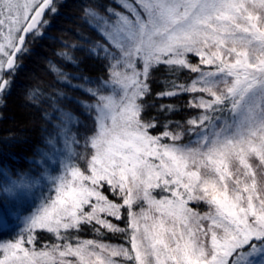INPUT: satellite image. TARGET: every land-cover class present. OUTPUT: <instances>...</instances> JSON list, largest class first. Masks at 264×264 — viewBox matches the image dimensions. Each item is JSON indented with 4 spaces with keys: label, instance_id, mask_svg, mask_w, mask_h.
Segmentation results:
<instances>
[{
    "label": "snow or ice",
    "instance_id": "snow-or-ice-1",
    "mask_svg": "<svg viewBox=\"0 0 264 264\" xmlns=\"http://www.w3.org/2000/svg\"><path fill=\"white\" fill-rule=\"evenodd\" d=\"M115 2L124 11L83 8L85 22H94L104 41L90 52L107 62L106 78L85 89L94 102L82 105L95 125L84 138L85 149L93 150L87 171L71 161L59 170L53 192L26 219L28 239L0 243V264H73L63 259L69 256L77 264H121L113 257L128 264H264V0ZM48 8L57 11L53 0H0V94L12 86L2 70L15 72L25 34H40L37 25ZM160 65L177 79L158 97L200 94L188 103L202 110L188 121L197 137L189 145L177 143L183 133L168 123L160 135L151 134L157 122L142 115L152 71ZM183 69L197 74L190 84L178 82ZM159 110L174 109L161 104ZM225 112L231 121L217 123ZM73 119L62 120L59 131L76 143ZM105 188L122 203L110 200ZM156 189L168 195L157 199ZM190 201H204L209 211L195 212ZM138 202L147 208L135 211ZM125 208L128 229L108 219L120 220ZM93 222L128 232L131 247L93 240L43 251L24 246L34 243L33 229L67 241L62 229Z\"/></svg>",
    "mask_w": 264,
    "mask_h": 264
},
{
    "label": "trees",
    "instance_id": "trees-1",
    "mask_svg": "<svg viewBox=\"0 0 264 264\" xmlns=\"http://www.w3.org/2000/svg\"><path fill=\"white\" fill-rule=\"evenodd\" d=\"M53 3L57 11H47L38 27L40 34L31 33L17 56L15 72L9 76V70L4 75V78L11 79L12 86L7 93L0 94V243L16 239L21 230L18 224L35 212L53 192V177L59 175V170L69 161L87 171V160L93 150L90 146L85 149L84 138L92 134L95 125L94 116L82 105L94 102L85 89L98 87L99 82L106 78L107 62L90 52L94 44L104 41L102 35L94 30V22H85L83 8L95 4L101 12L109 6L124 11L115 0H55ZM188 58L199 64L198 57L189 54ZM200 67L210 69L203 65ZM196 75L183 69L178 73V82L190 84ZM84 77L92 83L85 81ZM171 79H177V76L167 71V66L153 69L151 92L144 98L142 115L146 120L157 122V127L150 130L151 134L160 135L163 125L168 123L169 130L183 133L177 143L189 145L197 137L195 132L189 131L194 126L188 121L202 110L190 108L188 103L200 94L158 97L157 93L164 91ZM161 104L171 105L174 110L161 112ZM220 115L221 120L217 123L231 121L230 113ZM68 116L74 118L69 128L76 143L59 131L60 122H68ZM49 137H52L51 145L47 143ZM63 141L67 149L55 156ZM165 142L171 143L170 140ZM13 190L15 194L9 197L7 191ZM159 192L160 189L157 193L155 191V195ZM105 195L113 202L122 203L107 188ZM140 204L138 202L136 207ZM188 206L193 208L194 205L189 203ZM195 210L199 214L209 211L204 203H196ZM108 219L117 227L128 229L126 208L122 209L120 220ZM34 230L32 246L36 251L49 250L51 246L65 242L76 245L85 240L130 248L128 232H112L94 222L82 224L79 230L64 232L62 229L67 241L59 240L55 233L46 229ZM63 259L77 264L76 257Z\"/></svg>",
    "mask_w": 264,
    "mask_h": 264
},
{
    "label": "rangeland",
    "instance_id": "rangeland-1",
    "mask_svg": "<svg viewBox=\"0 0 264 264\" xmlns=\"http://www.w3.org/2000/svg\"><path fill=\"white\" fill-rule=\"evenodd\" d=\"M192 63H194V64H197L196 63V61H191ZM204 67H207V68H211L212 66H207V65H203ZM2 73H3V76L5 75V73H6V67L2 70ZM169 143V142H168ZM67 149V146H66V142H62V145L59 147V149H57L56 150V154H55V156L56 155H61V154H63L64 152H65V150ZM68 153V152H67ZM66 153V154H67ZM64 167V166H63ZM11 189V188H10ZM9 189V190H10ZM159 189H156L155 191H156V193H157V191H158ZM155 191H154V195H155ZM15 193H14V190H13V192H11V191H7V195L9 196V197H11L12 195H14ZM166 195H168L167 193H161V192H159L158 194H156L155 196H156V198L157 199H159V198H161V196H166ZM189 203H193V208L192 207H190V208H192L195 212H196V203H204L205 204V206L209 209V207H208V205L204 202V201H199V202H196V201H190ZM141 206H143V207H145V208H147V205L145 204V205H142V204H140L139 206H138V208L136 207V204L134 205V208L136 207V209H135V211H137V212H139L140 211V208H141ZM195 208V209H194ZM36 212V211H35ZM35 212H33L32 214H34ZM32 214H30L29 216H31ZM201 215H203V214H201ZM28 216V217H29ZM27 219V218H26ZM26 219L24 220V221H22V223H19L18 225H20V228H21V230H20V233H19V235L16 237V239H18L21 235L24 237V239H25V241L28 239V232H26L25 231V227H26ZM204 223H208L207 221H205ZM23 228V229H22ZM35 230L33 229L32 230V233L34 232ZM32 235V234H31ZM15 239V240H16ZM32 239H33V235H32ZM25 247H27L30 251L31 250H33V246L32 245H28L27 243H25V245H24ZM131 247V246H130ZM113 259H115V260H117L118 262H121V264H128V262H126V261H123V258H121L120 257V259H118V257H113Z\"/></svg>",
    "mask_w": 264,
    "mask_h": 264
},
{
    "label": "water",
    "instance_id": "water-1",
    "mask_svg": "<svg viewBox=\"0 0 264 264\" xmlns=\"http://www.w3.org/2000/svg\"><path fill=\"white\" fill-rule=\"evenodd\" d=\"M53 1H54V0H53ZM48 9H49V8H48ZM48 9H45V12H44L43 16L40 18V22L42 21L44 15H45V13L48 11ZM39 24H40V23H39ZM39 24H38V25H39ZM38 25H37V27H38ZM34 30H35V29H34ZM34 30H33V31H34ZM33 31H32V32H33ZM32 32H29V33L25 34V41H26L27 36H28L30 33H32ZM23 46H24V45H21V46H20L21 49H23ZM21 51H22V50H21ZM19 53H20V52H19ZM19 53H16V54H15V58L17 57V55H18ZM15 58H14V59H15Z\"/></svg>",
    "mask_w": 264,
    "mask_h": 264
}]
</instances>
